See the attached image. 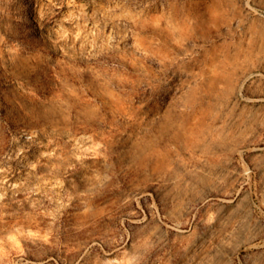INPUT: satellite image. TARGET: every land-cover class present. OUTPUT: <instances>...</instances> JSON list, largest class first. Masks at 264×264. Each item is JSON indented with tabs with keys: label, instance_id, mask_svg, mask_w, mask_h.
<instances>
[{
	"label": "rangeland",
	"instance_id": "374dc122",
	"mask_svg": "<svg viewBox=\"0 0 264 264\" xmlns=\"http://www.w3.org/2000/svg\"><path fill=\"white\" fill-rule=\"evenodd\" d=\"M0 264H264V0H0Z\"/></svg>",
	"mask_w": 264,
	"mask_h": 264
}]
</instances>
